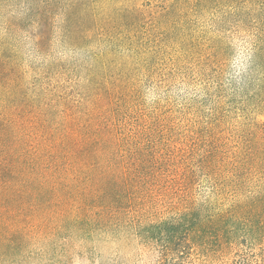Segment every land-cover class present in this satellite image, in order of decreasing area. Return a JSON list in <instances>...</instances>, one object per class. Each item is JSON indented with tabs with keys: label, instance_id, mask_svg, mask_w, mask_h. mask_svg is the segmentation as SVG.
Listing matches in <instances>:
<instances>
[{
	"label": "trees",
	"instance_id": "obj_1",
	"mask_svg": "<svg viewBox=\"0 0 264 264\" xmlns=\"http://www.w3.org/2000/svg\"><path fill=\"white\" fill-rule=\"evenodd\" d=\"M160 1L0 0V264H72L127 233L189 237L186 217L163 234L153 230L168 218L149 213L194 209V159L215 166L212 193L245 224L242 239L264 242V120L236 144L216 129L199 143L145 110L134 81L146 45L182 41L179 24L211 4L214 55L230 50L224 28L246 38L264 112V0ZM27 42L41 64L27 62Z\"/></svg>",
	"mask_w": 264,
	"mask_h": 264
},
{
	"label": "rangeland",
	"instance_id": "obj_2",
	"mask_svg": "<svg viewBox=\"0 0 264 264\" xmlns=\"http://www.w3.org/2000/svg\"><path fill=\"white\" fill-rule=\"evenodd\" d=\"M149 1L153 3L135 0V5H158L159 9L163 4L160 0ZM213 24L210 4L189 16L183 23L185 28L179 24L181 32L171 37H181L182 41L167 42L163 47L148 43L150 64L141 68L134 81L140 90L141 106L161 120L172 122L177 135L194 133L201 143L217 130L231 137L234 144L237 134L248 131L255 121L264 120L256 100L260 81L256 74L246 80L251 55L244 36L224 28L222 36L231 47L224 57H215L211 36L219 30ZM23 45L27 62L41 64L43 60L30 43ZM68 59L65 56L64 60ZM210 162L194 159L188 166L193 177V210L157 206L149 213L152 220L168 218L169 223L153 230L163 234L172 230L174 217H186L179 230L189 229V237L169 241L127 233L98 241L90 258L76 256L72 264H264V242L242 239L245 224L233 221L229 206L213 195L215 166ZM233 232L239 237L235 238Z\"/></svg>",
	"mask_w": 264,
	"mask_h": 264
}]
</instances>
